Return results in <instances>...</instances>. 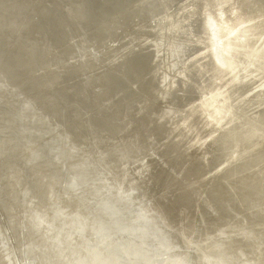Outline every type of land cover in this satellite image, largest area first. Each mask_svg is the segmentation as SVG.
Segmentation results:
<instances>
[{
    "label": "bare ground",
    "instance_id": "6f19581e",
    "mask_svg": "<svg viewBox=\"0 0 264 264\" xmlns=\"http://www.w3.org/2000/svg\"><path fill=\"white\" fill-rule=\"evenodd\" d=\"M110 3L100 53L125 64L116 73L132 95L127 119L151 129L189 189L190 179L208 194L246 178L256 193L248 198L264 205V0ZM27 9L24 0H0V45ZM29 83L0 63V264H264V213L231 220L240 238H221L179 179L162 169L151 177L144 162L133 177L128 169L144 158L124 139L101 150L89 133L98 125L87 126L75 105L76 123L40 98L17 112ZM145 162L152 174L168 168ZM158 179L170 186V211Z\"/></svg>",
    "mask_w": 264,
    "mask_h": 264
},
{
    "label": "water",
    "instance_id": "95a60500",
    "mask_svg": "<svg viewBox=\"0 0 264 264\" xmlns=\"http://www.w3.org/2000/svg\"><path fill=\"white\" fill-rule=\"evenodd\" d=\"M110 1L24 0L28 9L24 13L23 26L14 32L6 29L0 45V63L7 66L11 73L18 70V75L28 77L30 82L27 88L31 91L25 99H18L16 111L23 109L24 102H33L40 98L46 104L44 108L58 112L65 121L76 123V114L70 112L75 105L76 113L81 110L87 126L92 121L98 125L97 128L89 126V133L101 144V150H113L114 142H122L124 139L125 147L129 146L135 154L140 153L139 157L143 154L144 159H141L137 166L135 164L128 169V173H132L133 177L136 174L140 176L139 170H142L145 164V174H151V177L157 175L159 169L167 171L179 179V183L184 184L189 197L192 194L190 206L197 205V209L211 228L223 229L220 232L224 234L221 238L239 239L237 231L230 228L228 223L231 220L236 222L241 217L254 220L264 213V205H260V201L248 198V195L256 193H253V187L246 178L216 184L210 189V194L205 192L204 182L195 186L190 179L187 182L189 189L184 182L185 177L177 171V161L171 160V157L162 152L151 129L144 126L138 116L131 114L132 120L127 119L133 101L132 95L123 94L128 87L126 75L120 76L116 73L121 71L116 68H123L125 64L113 58H104L100 53L102 50L106 52L105 48L109 46L103 42L108 40V36L102 22L112 9ZM19 18L23 19L22 16ZM202 23L207 25L206 33L211 38V44H214V27L210 22ZM121 36L120 32L115 38ZM178 49L180 52L184 50ZM135 60L137 59H132V63ZM141 65L143 63H140ZM33 75H38L37 82L33 81ZM17 120L22 121L20 118ZM45 128L49 129L47 124L43 129L50 135ZM54 139L52 138L51 144ZM42 146L47 147L45 143ZM146 156L165 164L168 168L157 167V171L152 174L154 169L148 166L147 160L145 162ZM153 185L156 187L159 201L167 199L166 204L170 211L174 207L167 191L170 186L164 181L160 183L159 179L153 181ZM218 208L220 211H217ZM203 225L206 226V223Z\"/></svg>",
    "mask_w": 264,
    "mask_h": 264
}]
</instances>
